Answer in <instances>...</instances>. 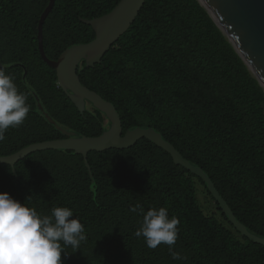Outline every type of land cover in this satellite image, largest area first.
<instances>
[{
	"label": "trees",
	"instance_id": "obj_1",
	"mask_svg": "<svg viewBox=\"0 0 264 264\" xmlns=\"http://www.w3.org/2000/svg\"><path fill=\"white\" fill-rule=\"evenodd\" d=\"M119 0H54L42 25V47L54 61L67 48L93 40L91 20ZM48 0H0V65L28 94L24 124L10 128L0 157L37 143L65 139L40 113L74 138L100 136L105 116L86 105L80 114L58 88L37 49L38 19ZM81 86L115 108L122 134L152 128L200 168L236 221L264 238V92L197 0H145L133 23L99 64L77 68ZM80 155L34 152L13 169L0 165V193L41 215L68 207L87 239L67 247L62 264H264V247L241 237L200 179L145 139L133 146ZM91 176V177H90ZM196 184L215 209L205 215ZM30 197V199H28ZM145 213L166 207L180 224L173 260L168 246L147 247L134 233ZM224 223L227 225L224 226Z\"/></svg>",
	"mask_w": 264,
	"mask_h": 264
},
{
	"label": "water",
	"instance_id": "obj_2",
	"mask_svg": "<svg viewBox=\"0 0 264 264\" xmlns=\"http://www.w3.org/2000/svg\"><path fill=\"white\" fill-rule=\"evenodd\" d=\"M144 1L119 0L115 7L103 16L91 20L80 19L83 24L92 29L93 40L86 44L71 46L65 49L56 60L51 61L46 58L42 47V25L54 4V0H48L37 24L39 56L48 67L54 70L58 88L65 93L75 109L82 114L86 105H90L105 116L108 127L98 137L74 138L70 136V133L64 132L49 120L35 94L30 91L42 116L55 127L56 131L67 137L32 144L14 154L0 157V165H8L13 169L18 161L31 153L45 150H64L80 155L89 172L86 163L88 153L110 149H127L137 141L145 139L165 151L175 165H179L201 180L228 223L241 237L264 247V238L251 235L243 225L236 221L210 179L200 168L192 166L152 128L136 127L122 134L120 120L113 105L81 86L79 82L76 71L81 63L83 62L86 68H92L95 64H99L104 54L133 23ZM197 2L208 13L264 92V0H197Z\"/></svg>",
	"mask_w": 264,
	"mask_h": 264
},
{
	"label": "clouds",
	"instance_id": "obj_3",
	"mask_svg": "<svg viewBox=\"0 0 264 264\" xmlns=\"http://www.w3.org/2000/svg\"><path fill=\"white\" fill-rule=\"evenodd\" d=\"M27 93L20 91L15 78L0 65V143L10 128L21 127L31 111ZM30 199V197L28 198ZM142 216L134 235L143 237L147 247L168 246L173 260H185L174 250L179 239V219L169 218L166 207L151 208L146 213L140 204L129 209ZM68 207H54L50 215L0 193V264H62L67 247L77 249L87 239L85 227Z\"/></svg>",
	"mask_w": 264,
	"mask_h": 264
},
{
	"label": "rangeland",
	"instance_id": "obj_4",
	"mask_svg": "<svg viewBox=\"0 0 264 264\" xmlns=\"http://www.w3.org/2000/svg\"><path fill=\"white\" fill-rule=\"evenodd\" d=\"M196 190H197V200L199 202V205L205 215H213L215 218L218 219V215H214L215 212L214 207L212 206V203L206 198L204 195L201 187L196 184ZM224 226L227 227V225L224 223Z\"/></svg>",
	"mask_w": 264,
	"mask_h": 264
}]
</instances>
